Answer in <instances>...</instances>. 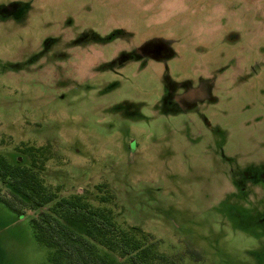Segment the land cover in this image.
I'll return each mask as SVG.
<instances>
[{"label":"rangeland","instance_id":"374dc122","mask_svg":"<svg viewBox=\"0 0 264 264\" xmlns=\"http://www.w3.org/2000/svg\"><path fill=\"white\" fill-rule=\"evenodd\" d=\"M39 148L169 264H264V0H0V155ZM38 213L0 203V264H51Z\"/></svg>","mask_w":264,"mask_h":264},{"label":"trees","instance_id":"16d2710c","mask_svg":"<svg viewBox=\"0 0 264 264\" xmlns=\"http://www.w3.org/2000/svg\"><path fill=\"white\" fill-rule=\"evenodd\" d=\"M42 150L25 152L31 167L12 165L0 155V203L20 217L39 212L31 220L33 235L38 243L52 250L51 264H113L99 253V247L120 258L122 264H169L143 240L120 229L110 210L93 206L81 195L59 198L50 190L40 173L43 166L36 159V153ZM113 199L108 192L101 203ZM50 205L53 206L49 208ZM68 221L83 224L85 236L68 227Z\"/></svg>","mask_w":264,"mask_h":264}]
</instances>
